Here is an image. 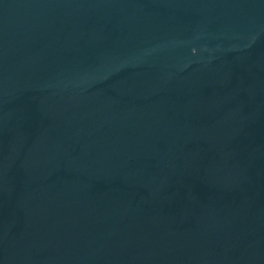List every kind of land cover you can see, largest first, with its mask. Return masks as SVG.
Returning <instances> with one entry per match:
<instances>
[{"label":"water","instance_id":"1","mask_svg":"<svg viewBox=\"0 0 264 264\" xmlns=\"http://www.w3.org/2000/svg\"><path fill=\"white\" fill-rule=\"evenodd\" d=\"M0 264H264V0H0Z\"/></svg>","mask_w":264,"mask_h":264}]
</instances>
